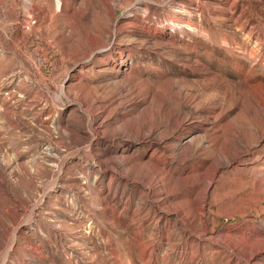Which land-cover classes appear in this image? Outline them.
Segmentation results:
<instances>
[{"label": "rangeland", "instance_id": "374dc122", "mask_svg": "<svg viewBox=\"0 0 264 264\" xmlns=\"http://www.w3.org/2000/svg\"><path fill=\"white\" fill-rule=\"evenodd\" d=\"M0 264H264V0H0Z\"/></svg>", "mask_w": 264, "mask_h": 264}]
</instances>
